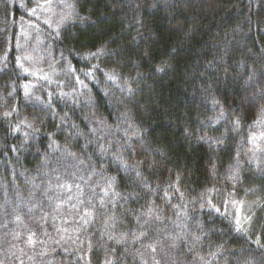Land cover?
<instances>
[{"label": "trees", "instance_id": "trees-1", "mask_svg": "<svg viewBox=\"0 0 264 264\" xmlns=\"http://www.w3.org/2000/svg\"><path fill=\"white\" fill-rule=\"evenodd\" d=\"M67 2L64 22L45 45L60 75L25 96L29 76L16 63L21 0H0V262L260 264L264 249L255 241L264 244V178L256 165L264 162V101L239 112L229 105L238 103L236 79L264 69V0ZM98 48L108 54L88 57ZM91 65H98L94 79H85L79 70ZM221 108L226 116L216 123ZM135 131L150 150H129L137 148ZM117 155L128 164L142 161L137 171L154 191ZM109 178L120 196L105 194ZM64 183L72 188L57 187ZM241 198L255 202L251 232L235 231L228 210L224 218L201 208L211 200L223 213L225 201ZM149 207L159 209L160 220L141 215ZM29 231L34 246L24 242ZM141 231L148 239L135 241ZM153 241L154 253L144 248Z\"/></svg>", "mask_w": 264, "mask_h": 264}, {"label": "snow or ice", "instance_id": "snow-or-ice-1", "mask_svg": "<svg viewBox=\"0 0 264 264\" xmlns=\"http://www.w3.org/2000/svg\"><path fill=\"white\" fill-rule=\"evenodd\" d=\"M152 7H155V4L151 5ZM33 14H35L36 12V9L33 8L30 10ZM83 19V18H81ZM64 20L62 19L61 23H63ZM57 36H59V29L57 30ZM18 46V45H17ZM108 54V50L105 49V48H98L95 52H91L88 54V57H91L92 59H96L98 58L99 56L101 55H107ZM63 55V54H62ZM88 57H83V59L87 60ZM24 59H27V57H24ZM16 63L17 65L23 70L24 73L26 74H32L29 72V69L28 68H25L24 65L21 63V57H17L16 58ZM165 67H166V63H165ZM98 69V65H91L90 68L87 70V71H84L83 69H80L79 71L84 75L85 79H94V71ZM71 73H76L77 69H75L74 67L71 66V64H69V69H68ZM157 71H164V67H158L157 68ZM42 79H45L47 80L48 77L47 76H44V77H41ZM109 81H112L114 84L116 83V81L118 80V77L115 76V75H107L106 77ZM75 80L77 83L79 84H82L84 85V87H87V84L84 83V81L80 80V77L79 75H76L75 76ZM241 81L243 82L241 84ZM50 82V81H49ZM235 88L237 89H241L240 92H236L234 91L233 92V100H238V103L236 104V107L233 108L231 105H229V111L230 112H239L240 110H253L257 107V105L259 104V102L261 101H264V69H261L259 71V74H257V72L255 70L251 71L248 75H247V78H245V76L242 74L240 75L236 81H235ZM24 89H25V96H28L30 93H29V88H28V85H25L24 86ZM121 91H123V89H121ZM135 91V89H131L129 88L128 89V92L131 96V94H133ZM107 94V93H106ZM9 95H11V93H9ZM61 95L63 96H67L68 94L67 93H61ZM51 96H52V93H49V101L51 100ZM39 99V98H37ZM214 105L215 106H219V102L218 101H214ZM47 107H51V104L49 103L47 105ZM13 111H15V109H13ZM261 112L262 114H264V108L261 109ZM11 115V112H5L4 113V116L7 117ZM226 116V113L225 111L223 110V108H221V111L219 113V116L216 118L215 122L216 123H219L221 119L225 118ZM62 121H63V118H62ZM239 121H240V118L237 117L234 121V124L233 126H238L239 125ZM29 128H32L33 126L31 124L28 125ZM72 127L74 128L75 125H72ZM19 130V126H17L16 129H14V131H18ZM35 131V129H33ZM81 133H77V135H80ZM27 135V133H26ZM133 135L137 137V148L136 149H132L131 146L129 145V150L130 151H135L137 152V154H139L140 151H148L150 150V145H144L143 144V139L142 137L140 136V133L139 131H135L133 132ZM130 139V138H129ZM199 140H202V141H207L208 143L210 144H219V143H222V141L217 138V139H212L211 137H207V136H200L198 137ZM55 143V142H53ZM125 143H128V141H125ZM53 145L50 144L49 147H52ZM55 147L57 149L60 148V145H55ZM103 150V148H102ZM67 152V150H65ZM157 152H159L160 150L157 149L156 150ZM67 155L68 156H71L73 158H76V154L73 153V152H67ZM115 159L119 162V164L126 170L128 171H132V172H135V175L137 178H140V184L146 188V189H149V191H154V189L151 188V186L149 185V183L142 179V173L140 171H137V168H138V165L139 163H142V161H139L137 162V164H128L121 156L117 155L115 156ZM82 163V162H81ZM252 161H249V164H251ZM257 169L259 170L260 174H261V177L264 178V162H257ZM239 167V161H237V169ZM232 170L230 169V172ZM180 180H181V177L179 175H177L176 177V184H179L180 183ZM106 183H108V189L105 190V194L107 195V192L109 190H112L114 192V189L112 188V178H109L108 181H106ZM49 188L51 187V185L48 186ZM57 187L59 188H62V189H71L72 188V185L71 184H68V183H64V184H58ZM77 189H79V185H76ZM174 185L173 184H169L168 185V189H166L164 191V196L167 198V199H171V197L168 196V191L173 188ZM178 191V189H177ZM207 191H216V189H210V190H207ZM114 195L116 196H120L121 194L120 193H115L114 192ZM182 196V194H181ZM202 200L204 199V195L201 194V197H200ZM71 199V197L69 198ZM101 205H103L104 201L101 200L100 201ZM228 203H231L233 204L234 206L238 203L237 201H225L224 204H225V211L223 213H221V210L220 208L216 207L215 204H213L211 202V200H207L205 201L204 204H201V208H204L205 206H207L208 208L212 209L213 211H215L217 214H220L221 216H223L224 218H228V212H227V204ZM33 207H35V205H33ZM173 207L175 208H179V207H182L181 205H174ZM31 208H29V211L31 212ZM159 211V209L157 208H153V207H149L147 209L146 212H143L141 213V215H145V216H148L150 218H155L156 220H160L161 217L159 215H157V212ZM238 212H239V209L237 210V218L235 219L234 223H235V231L237 232H244L246 231L241 223V220L239 219V216H238ZM85 216H91L92 213L89 212V211H85L84 213ZM185 215H187V213H185ZM17 220H20V216H17L16 217ZM246 219L248 220L249 223H252V217L249 216V217H246ZM89 221L88 220H84L83 223L84 224H87ZM145 223L147 224L148 221L146 220ZM232 223V221H230V224ZM197 227L200 229L201 233L203 235H206V233L203 232V226L202 225H199L197 224ZM20 237V233H15L13 238L14 239H17ZM34 237H36V233L35 232H31L29 231V234L27 235V238L26 240L24 241L27 245L29 246H34L38 240L37 239H34ZM141 237L145 238V239H148L147 237V233L141 231L139 233V235H133V239L135 241H140L141 240ZM109 239H112V237H109ZM193 241L194 242H199L201 240V236H193ZM124 242V236H122L119 240H117V243H122ZM159 243V241H153L151 243H148L146 245H144V248L145 250H150L151 252H155L156 251V245ZM255 243L258 245L259 248H262L264 249V244H261L260 240L257 239L255 241ZM66 250V249H65ZM113 252L115 251V249L112 250ZM138 255L140 256H143V253H138ZM213 255H215V253H213ZM0 264H2V262H0ZM22 264V262H21ZM105 264H113V261L111 259H108L105 261ZM116 264H119V258H117L116 260ZM145 264H147V262H145ZM260 264H264V259H262L260 261Z\"/></svg>", "mask_w": 264, "mask_h": 264}, {"label": "rangeland", "instance_id": "rangeland-1", "mask_svg": "<svg viewBox=\"0 0 264 264\" xmlns=\"http://www.w3.org/2000/svg\"><path fill=\"white\" fill-rule=\"evenodd\" d=\"M21 20H20V37L18 46L20 57L25 68L29 69L32 74L29 76V81L26 83L29 88V93L32 94L34 87L49 83H54L60 75L59 68L49 62L47 56L46 43L50 31H53L62 25V19L68 13L67 0H21ZM35 8L33 14L30 10ZM27 57V59H24ZM47 76L48 79L41 77ZM50 81V82H49ZM60 85V83L58 84ZM234 206L229 203L228 212L233 217L234 221L238 216L246 232H251L255 216V202L251 198H241ZM252 217V223H249L246 217Z\"/></svg>", "mask_w": 264, "mask_h": 264}]
</instances>
